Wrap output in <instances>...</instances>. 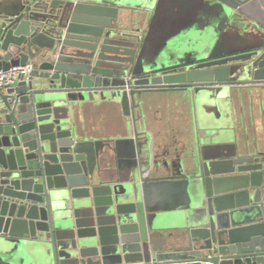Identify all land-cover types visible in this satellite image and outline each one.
Returning a JSON list of instances; mask_svg holds the SVG:
<instances>
[{
  "label": "water",
  "instance_id": "95a60500",
  "mask_svg": "<svg viewBox=\"0 0 264 264\" xmlns=\"http://www.w3.org/2000/svg\"><path fill=\"white\" fill-rule=\"evenodd\" d=\"M27 64L1 93L0 264H264V152L225 126L150 161L137 116L264 87V0H0V69ZM110 100L126 137L89 139L75 109Z\"/></svg>",
  "mask_w": 264,
  "mask_h": 264
},
{
  "label": "crops",
  "instance_id": "0c3cea01",
  "mask_svg": "<svg viewBox=\"0 0 264 264\" xmlns=\"http://www.w3.org/2000/svg\"><path fill=\"white\" fill-rule=\"evenodd\" d=\"M108 1L133 9L146 6L150 0ZM137 116L150 161L176 162L177 156L183 158L191 151L202 130L225 126L232 127L235 140L247 152H264V87L219 94L153 90L141 96ZM74 121L89 139L108 141L126 137L128 118L120 105L111 100L83 103L75 109ZM123 147L119 144V148Z\"/></svg>",
  "mask_w": 264,
  "mask_h": 264
},
{
  "label": "built area",
  "instance_id": "2783aa9c",
  "mask_svg": "<svg viewBox=\"0 0 264 264\" xmlns=\"http://www.w3.org/2000/svg\"><path fill=\"white\" fill-rule=\"evenodd\" d=\"M32 71V66L27 64L25 66L11 67L3 71L0 69V110H1V93L5 87L15 83L19 79H27L29 73ZM156 264V263H152Z\"/></svg>",
  "mask_w": 264,
  "mask_h": 264
}]
</instances>
